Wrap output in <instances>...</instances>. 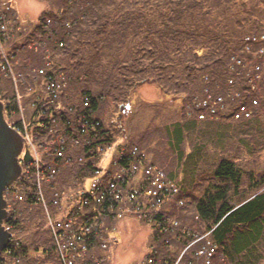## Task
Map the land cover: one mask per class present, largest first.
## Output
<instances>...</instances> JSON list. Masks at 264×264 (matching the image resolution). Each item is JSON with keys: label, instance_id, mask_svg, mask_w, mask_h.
<instances>
[{"label": "rangeland", "instance_id": "1", "mask_svg": "<svg viewBox=\"0 0 264 264\" xmlns=\"http://www.w3.org/2000/svg\"><path fill=\"white\" fill-rule=\"evenodd\" d=\"M68 1L0 0V102L22 141L21 174L3 193L2 227L10 241L0 264H83L82 258L90 257L95 264H264V230L243 253L232 242L240 232L245 237L251 232L247 226L235 230L225 249L214 238L217 225L203 221L196 209L207 192L226 185L214 175L222 159L242 172L239 192L229 189L234 207L264 192V30L244 35L247 50L262 44L259 55L253 61L232 56L233 73L242 69L227 83L222 74H202L190 90L166 91L150 75L166 54L151 32L165 21L180 35L181 0ZM248 2L253 4L237 6L235 16L226 17L223 9L235 0H203L209 10H203L204 21L217 11L222 27H232L237 17L252 16L258 4L264 17V0ZM48 13L57 20L48 16L46 32H37ZM147 64L148 79L137 81V71ZM167 73L174 85L170 69ZM237 82L247 84L249 92L236 88ZM86 91L98 99V112ZM43 117L49 124H40V135L35 126ZM99 128L112 143L98 142ZM29 192L35 201L27 200ZM13 214L20 220L17 228L7 223ZM67 227L69 233L62 230L56 240V231ZM49 232L61 243L58 248H72L70 261L48 253ZM88 236L93 244L79 253L76 237L85 242ZM16 241L23 248L15 249Z\"/></svg>", "mask_w": 264, "mask_h": 264}, {"label": "trees", "instance_id": "2", "mask_svg": "<svg viewBox=\"0 0 264 264\" xmlns=\"http://www.w3.org/2000/svg\"><path fill=\"white\" fill-rule=\"evenodd\" d=\"M66 1L69 2L68 0ZM188 1L189 0H187L186 2ZM235 1L236 4L230 7L227 6V8L224 7L225 8L223 9L224 16L234 17L235 16L233 15L234 10L237 9L236 8L237 6L238 7L241 6V10H242L244 9V7L246 8V6H251L253 4L252 2H248V0H246L247 2L245 0H242V3L240 2L241 4L237 3L238 0ZM87 2L88 3L90 2L94 5L97 2V0H88ZM186 2L182 0L180 2V4H182L181 7L184 9L182 11L184 16L179 17V19L176 18L177 20L176 22L180 24L182 23L181 25L185 26L184 30L182 28L183 31L180 33V35H178L176 31L172 32L171 28L170 30H168V24H166L165 21H162V24H160L161 27L157 29L158 30L157 33H155V31L151 32V36L154 35L159 38L162 37L164 38V35H166L167 33V35L169 34L168 36L170 37L168 39L169 40L168 45L166 44L164 45V42L166 40H164V42L159 43V38L156 39L157 44H161L162 47H165L166 50L164 51L166 54L160 56V58H162L160 60H163V62L159 64H155L153 67L149 69V71H151L150 75H153L155 77V81L161 83L163 89L166 91L167 90L169 91L175 90L176 92H179V90L184 91L183 89H179L182 86L183 88L185 87V89L187 88L188 90L192 86V84L196 83V78H200V75L202 76V74L203 76L204 75L213 76L216 74L219 75L222 74V79H223L222 83L225 82L227 83L229 79L234 78V75L236 76L237 74L236 72L237 71L239 72V69H242V68L239 69L237 68V71L233 73L232 69L234 65L232 64V58L234 57V55L236 53L240 55L239 58L242 61L244 60V58L253 61L254 55L256 54L257 56L259 55L258 51L262 46V44H257V46H254L249 50H247L246 48L247 43L244 40L245 37L244 35H246L247 33L264 30V19H263L264 17H262L260 14V8H259L260 4H258L257 7L258 9L256 11L251 12L252 16H248L247 17L248 19H238L237 17V20H234L233 21L234 23H231L232 27H230L229 24L222 27L223 23L220 22V16H222V14L217 13V11H213L214 13H212L211 12L212 10H210L211 14L213 15L212 19L211 20L209 19V22L205 23L204 21L205 15H207V12L209 10L204 9L205 7L203 0H192L190 3H186ZM256 5L257 4H255V6ZM203 10H207V12L206 11L204 12ZM87 11L90 14H92L91 9ZM196 12L199 14L198 16H193V17L187 16V14L188 15L191 14L192 16ZM48 16L52 17L54 20H57L58 18L57 16H54L53 14L50 13L42 15L41 24L37 26L38 28L37 32L43 33L42 30H44V25L46 24L47 20L50 19ZM94 20L95 23L96 22L98 23V25L99 23L101 24L102 22L101 16L99 14L97 15L94 14ZM176 22H172L171 26H174ZM55 27H53V30L55 29ZM44 32L46 31L44 30ZM159 32H163V33H159ZM174 33L176 34L174 35ZM174 36L177 37L178 40H174L173 38ZM145 52H151L147 56H150L153 53L152 48ZM180 53L184 56V58L176 57L177 56L176 54H180ZM163 57H167V62L163 59ZM171 57H176V58H171ZM78 59L80 61L81 57ZM141 61H143V63L145 62V60H142V58L140 59V62ZM126 66L127 65H125V67ZM147 69H148V64L145 65V68L144 69L142 68L141 71H137L138 72L136 75L138 76L137 81L143 82L146 79H148L146 72ZM169 69H170L169 79L175 82L174 85L169 82L168 77L165 75L167 73V70ZM238 76L244 77L245 74L241 73ZM183 77H185V79H182ZM198 80L201 83V80L200 79ZM241 84L237 82L235 87L240 88V91L242 92H244L245 90L246 92H249L250 88L246 87L247 84L245 83H241ZM85 95L89 96V99L91 100L93 99V101H91V107L94 112H98L99 111L98 99L92 97L91 91H86ZM252 96H254V94H252ZM227 106L229 107L234 106V103L229 102ZM39 112L41 113V110H38L37 114H40ZM69 112L72 113L67 109L66 114H68ZM226 118H232V112L229 114V116H226ZM46 119L48 118L43 117L42 122H40L39 125L37 124L35 126L37 128L36 131L38 132V134L40 133V135H42L40 129L42 127H40V124L47 125L48 122L46 121ZM18 125H22V122L19 121ZM104 131L107 134H104ZM97 139L98 142H103V145L106 143L109 145L110 143H112L113 137L112 136L110 137L109 133L106 130L99 128V134L97 136ZM121 160H124V157L122 158L121 156L119 162ZM214 175L215 178L226 183V185L216 187L217 189L216 192H212V191L207 192L204 195V197H202L197 203L196 206L197 213L200 215V218H202L203 221L208 223L212 222L210 224L211 225L213 224V226L217 225V228L214 231V235H215L214 238L217 239V241H220V243L224 246L225 249L227 247V242L225 240L228 238V235L235 233V230L237 234V231L240 232V228H246V226L247 228L249 227L248 230H250L251 233L247 232V237H245V235L242 232H240L237 236V240L236 237L234 238L237 243L235 241L232 242V244L235 243L234 246L236 248L238 247L240 253H243L245 250H247L250 247L252 243L250 239L254 237L256 241V239H259V237L262 234V231L264 230V192L256 195L254 198L250 199L249 201H246V203L244 202V204H241L239 207H234L232 204V197L229 195V193L231 191L234 192V194L239 192V188L242 182L241 169L233 161L229 159H222L218 164V166L216 167ZM108 179L111 178L108 176ZM104 186L102 185L103 188ZM231 187H233L232 190ZM26 195L29 196L27 199L28 201L30 200L35 201L36 197L35 196L32 197L31 192H29ZM88 208L93 209V206L89 205ZM16 218L17 215L13 214L9 219V221L7 220L8 221L7 223H9L11 227H13L12 225H14L17 228L20 225V220L19 219L17 220ZM85 225H86L85 223H82V226ZM60 234H62L61 228H59V230L56 231L55 234L56 240L57 238H59ZM51 239L53 242L46 241V244L47 245L49 244V247L47 249L49 250L48 253L49 254L50 252L51 253L54 252L55 254L57 253L56 256H58L60 260L63 258V256H66L68 259L67 261H70L71 255H69L68 252L73 253V250H71L72 248H69L68 252H66L65 249H62L64 250V252L59 251L60 248H58V246L56 245H60L61 243L59 244L57 242L58 243L57 244L54 242L53 238ZM12 243L15 246L14 247L15 249L16 247L23 248V246L21 245L22 244L21 241H16ZM75 244L77 245L74 249L79 250L80 253V250L82 249L80 246L87 248V246L89 247V245L91 246L93 243L90 242V238L88 236L86 237L85 242L83 240H80V237H76ZM81 251H85V250H81ZM15 255L16 254H13L11 256L15 257ZM76 255H78V253H76ZM228 255H230V252H228ZM82 260H84V258H82ZM2 262L4 261H1V263ZM85 263L95 264L96 262L94 258L90 257L84 260L83 264Z\"/></svg>", "mask_w": 264, "mask_h": 264}, {"label": "water", "instance_id": "3", "mask_svg": "<svg viewBox=\"0 0 264 264\" xmlns=\"http://www.w3.org/2000/svg\"><path fill=\"white\" fill-rule=\"evenodd\" d=\"M22 151L20 135L12 129L4 116V105L0 102V254L10 241V234L2 227L7 217L3 193L21 174L18 156Z\"/></svg>", "mask_w": 264, "mask_h": 264}, {"label": "bare ground", "instance_id": "4", "mask_svg": "<svg viewBox=\"0 0 264 264\" xmlns=\"http://www.w3.org/2000/svg\"><path fill=\"white\" fill-rule=\"evenodd\" d=\"M75 111H76V110H75ZM40 114H41V113H40ZM78 115H79V112H78ZM80 116H81V114H80ZM6 119H8V118H6ZM6 119H5V120H6ZM89 119H90V117H88V120H89ZM6 121H7V120H6ZM94 143L96 144L97 142H94ZM58 145H61L62 147H64V146H63L62 144H60V143H59ZM116 158H117V156L115 157V159H116ZM117 159H118V158H117ZM96 161L99 162V158L96 159ZM103 162H104V161L102 160V163H103ZM112 163H114V158H113ZM121 165H122V164H121ZM75 195H77V193H75ZM88 206H89V205H88ZM88 206H87V207H88ZM5 210H6V209H5ZM6 213H7V212H6ZM70 218L72 219V221L75 220L74 217H72V216H70ZM46 219L49 220L50 218H47V217H46ZM91 220H92V218L89 219V221H91ZM75 221H76V220H75ZM89 221H87V222H89ZM47 224H48V223H47ZM67 225L69 226V223H68ZM47 227H49V225H48ZM69 227H70V226H69ZM69 227H67L66 229H62V228H61V229H62L64 232L68 231V233H69V229L71 228V227H70V228H69ZM85 227H86V226H85ZM71 229H72V230L74 229L75 232H77L78 234H79L80 231H81V229H79V228H77V227H75V226H72ZM49 233H51V232H49ZM92 233H93V232H92ZM94 233H95V232H94ZM50 235L52 236L53 233H51ZM91 235H92V234H91ZM51 238H55V237L52 236ZM97 238H99V236H98ZM51 240H52V239H51ZM96 240H98V239H96ZM98 241H99V240H98ZM87 242H88V240H87ZM93 242H94V241H93ZM99 242H100V241H99ZM78 244H79V243H78ZM80 247L83 248L82 246H80ZM59 251H62V249H60ZM68 251H69V248H68ZM83 262H84V260H83ZM83 262H82V263H83ZM85 262H86V261H85ZM95 262H96V261H95ZM85 264H90V263H85Z\"/></svg>", "mask_w": 264, "mask_h": 264}]
</instances>
